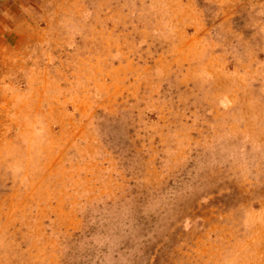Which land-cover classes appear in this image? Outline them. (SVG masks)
Here are the masks:
<instances>
[{"label": "rangeland", "instance_id": "obj_1", "mask_svg": "<svg viewBox=\"0 0 264 264\" xmlns=\"http://www.w3.org/2000/svg\"><path fill=\"white\" fill-rule=\"evenodd\" d=\"M0 264H264V0H0Z\"/></svg>", "mask_w": 264, "mask_h": 264}]
</instances>
